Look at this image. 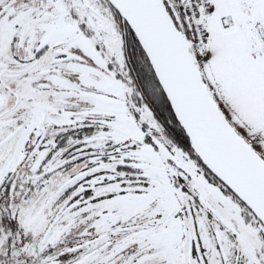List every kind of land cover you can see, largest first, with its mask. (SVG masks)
Wrapping results in <instances>:
<instances>
[{
    "label": "snow or ice",
    "instance_id": "obj_1",
    "mask_svg": "<svg viewBox=\"0 0 264 264\" xmlns=\"http://www.w3.org/2000/svg\"><path fill=\"white\" fill-rule=\"evenodd\" d=\"M0 264H264V0H0Z\"/></svg>",
    "mask_w": 264,
    "mask_h": 264
}]
</instances>
